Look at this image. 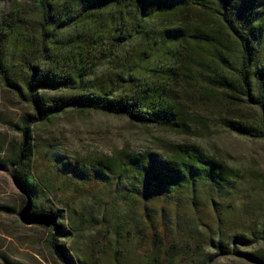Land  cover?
<instances>
[{
	"label": "trees",
	"instance_id": "1",
	"mask_svg": "<svg viewBox=\"0 0 264 264\" xmlns=\"http://www.w3.org/2000/svg\"><path fill=\"white\" fill-rule=\"evenodd\" d=\"M0 80L30 104L7 164L32 213L56 218L49 245L63 264L77 263L59 240L97 227L110 235L113 264H209L226 254L264 264V180L195 145L63 161L32 136L67 110L186 133L178 86L187 83L256 107V125L221 123L264 141V0H0ZM98 195L99 220L78 212ZM134 230L146 247L128 261L119 239ZM205 246L215 252L200 259Z\"/></svg>",
	"mask_w": 264,
	"mask_h": 264
},
{
	"label": "rangeland",
	"instance_id": "2",
	"mask_svg": "<svg viewBox=\"0 0 264 264\" xmlns=\"http://www.w3.org/2000/svg\"><path fill=\"white\" fill-rule=\"evenodd\" d=\"M198 86L187 83L178 86L181 103L190 115L186 133L141 125L123 116L67 110L46 124L34 125V143L46 146L51 154L64 157L63 161L87 155H110L121 149L132 153L151 151L169 155L172 146L189 144L220 160L241 177L264 180V141L238 135L221 123L226 117L256 125L258 109L244 101L211 97ZM30 113V104L16 97L0 80V162L6 163L0 168V206L12 210L0 211V264H4L3 257L21 264H63L49 245L53 234L51 227L27 226L18 217L25 197L17 187L7 159L11 144L20 142V133L14 130L13 125L19 124L23 116ZM104 198L98 195L84 199L77 210L99 220L97 218L104 213ZM261 202L255 200L254 206L261 205ZM111 203L119 209L117 200L112 199ZM188 225L193 228L192 224ZM201 232L200 229L195 230L199 236ZM212 237L216 240L214 235ZM110 242L108 231L97 227L70 239H60L58 243L65 246L77 264H113ZM145 247L135 230L119 239L118 249L125 250L123 256L128 261L131 258L138 260L137 251L142 252ZM214 252L212 247L205 246L200 259ZM209 264L251 263L226 254L214 256Z\"/></svg>",
	"mask_w": 264,
	"mask_h": 264
},
{
	"label": "water",
	"instance_id": "3",
	"mask_svg": "<svg viewBox=\"0 0 264 264\" xmlns=\"http://www.w3.org/2000/svg\"><path fill=\"white\" fill-rule=\"evenodd\" d=\"M18 189L25 197V203L18 212V217L23 224L27 226L39 225V226H45L49 228L57 222L55 217L32 213L31 197L28 196L26 192H24L21 188L18 187Z\"/></svg>",
	"mask_w": 264,
	"mask_h": 264
}]
</instances>
